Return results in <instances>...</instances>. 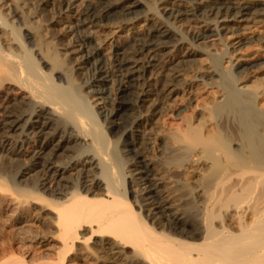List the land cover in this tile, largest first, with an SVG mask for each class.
<instances>
[{
    "label": "bare ground",
    "instance_id": "obj_1",
    "mask_svg": "<svg viewBox=\"0 0 264 264\" xmlns=\"http://www.w3.org/2000/svg\"><path fill=\"white\" fill-rule=\"evenodd\" d=\"M18 2L15 8H28L22 21L26 35L32 31L29 16L37 17L45 21L46 39L37 38L34 49L27 45L20 27L7 18L11 8L3 12L7 3L0 0V188L6 192L7 187L11 200L14 192L16 202L38 201L53 214L61 249L56 261L41 264H76L64 260L75 243L82 245L79 238L85 242L83 252L98 251L97 264H264V76L254 96L263 108L249 101L254 108L245 107L233 92L248 89V77L241 76L246 68L229 62L237 87L222 107L237 118L238 136L232 132L229 137L232 129L226 124L208 130L203 117L196 118L197 125L187 118L186 127L171 135L173 143L191 150L201 146L210 154L218 177L208 183L204 197L201 189L185 192L168 174L172 153L168 158L147 154L154 138L146 128L156 117L161 94L171 98L197 90L190 84L157 88L182 52L183 33L194 44L222 32L264 28V0H159V8L142 0L86 1L72 22L64 14L71 0ZM197 45L190 47L201 52ZM189 50L186 56L194 54ZM65 61L67 80L57 82L52 70ZM42 62L51 69L44 70ZM258 64L264 71V61ZM215 70L209 72L216 75ZM114 76L115 87L104 90L101 86ZM157 90L160 96L151 99ZM94 95L111 108L96 109L90 100ZM114 141L120 143L117 157ZM233 165L240 171L225 187V172H232ZM190 199L198 202L195 215ZM83 226L89 235H79ZM93 236L97 247L86 245ZM19 260L13 258V264H23Z\"/></svg>",
    "mask_w": 264,
    "mask_h": 264
},
{
    "label": "rangeland",
    "instance_id": "obj_2",
    "mask_svg": "<svg viewBox=\"0 0 264 264\" xmlns=\"http://www.w3.org/2000/svg\"><path fill=\"white\" fill-rule=\"evenodd\" d=\"M5 1L7 3L6 5L7 9L4 8L3 12L6 13L8 9L10 8L13 11H17L15 16H13V12L11 16L10 14L11 9H10V11L8 12L7 18L9 19V21L13 23L14 26L18 25L20 27L21 35L23 34L22 39L26 41L27 45H29L30 47L34 49L35 43H39L37 38L40 37L39 41L41 40V42H43V40L46 39V36L43 33L44 30H42L44 29L43 26H44L45 21L41 20L45 18H41V19L39 18L41 20L40 22L39 20L37 21V17L34 18V17L29 16V19H30L29 23L32 24L30 25L31 28L29 29L30 31L31 30L32 31L30 35L28 33L29 36H27L26 35L27 31L25 30V27H24L25 25L23 26L22 21H23V16H24L23 13L28 14L27 13L28 8H26L25 6L22 9L15 8V5L17 4L18 0H15V1L5 0ZM86 1H90L94 5H96V0H71V3H72L71 8H69L68 10L64 12V14H66L65 19L70 22L74 21L75 19L74 11L79 9L82 6V4H84ZM142 1L144 2L146 6L151 7V8L161 7L160 6L161 3L158 2L159 0H142ZM8 5L10 7H8ZM56 10L58 13L59 11L58 9H55L54 12ZM34 24L35 25L38 24V26L35 27V29H32L33 26H35ZM59 28L60 27L58 26L57 29ZM248 29L245 30V32L242 31V33L241 32L238 33L237 35L222 32L221 33L222 35H215L204 41L198 40L194 42V44H198L197 48L199 46V48L202 49L201 52H199L196 49V46H194L191 49V47L194 44H192L189 41L188 39L189 34L184 32L183 36L185 37V42L182 43V47H184V50H182L183 49L182 47L179 48L180 49L179 51H182V52H179L174 57L173 62L170 66L171 68L169 70H166L165 72L166 74H164V76L160 77L161 85L159 84L160 86H158L157 88H160L162 85H166V84L167 85L172 84V85H178V86L190 84L193 87L197 88V90H194L195 91L194 94L180 92L177 94L176 97L173 96L171 98L169 95H165L163 98V95L161 94V99L155 101L156 109L159 108L156 112L157 114L154 115L156 117H153V120L154 119L155 120L154 121L152 120L151 123L148 124L146 127L147 130L150 129L149 133H147V136L150 135V136H153L152 138H154L153 140L151 139L152 141L151 144L153 147L148 149L149 151L147 152V154L150 157H154L155 155H158L159 157L162 158L165 155L168 158L170 157L172 153V156L168 158V160L172 164V168L168 172V174L174 175L173 177L176 179L177 185L179 184L178 186L180 188L182 186V189L184 191L186 190L185 192L191 193L192 191V193H194L195 191L199 192V190L201 189L200 191H201L202 196L203 195L206 196V193L209 189L210 184L215 182L218 177V174L215 170L216 169L215 164H213L210 154L206 150L202 149L201 146H195L191 150V147L186 148V147H183V145L180 146L181 145L180 143L179 144L173 143L172 141L173 134H175L177 130L184 129L186 127L187 122H188L187 118L188 120H191V123H193V125L195 124L197 125L198 122L196 118L201 117L202 119L203 117L204 119L203 123H206L205 126L207 127L208 130L212 129L211 126H213V128L214 127L216 128L218 126L216 129L219 131L220 130L219 126L221 128L222 125L224 127V125L226 124L225 127L227 129L228 128L229 130L232 129L231 131H229V137L231 136L233 137L234 134L238 136V133H239L237 130L238 128L235 126L238 124L236 121L237 118L234 117L235 116L234 114L233 116H231L232 113H230L229 111L227 112L230 115L227 114L228 116H226L225 114L226 111L224 112L225 109H223L224 107H222L225 104L224 99L228 98V96H230V92L232 90L234 91V89H236L237 87L235 82H233V78H234L233 69H235V66L230 68L229 62L232 61L233 64L237 65L238 69L240 68L239 70L245 67L246 69L243 73H241V76L248 77L246 80L248 89L246 87L241 90H236V92H233V93H235L236 95L240 94L238 97L242 99L241 100L242 102H243V99L245 100L244 101L245 103L243 102L245 107L248 106L249 108H252L253 107L252 105H254V106H260L259 108H263V105L260 103V101H257L258 97L256 99L254 98V96L256 95V91L259 89L257 87L259 85V80L261 81V78L264 76V71H262L259 68V64H258L261 61H264V44L261 46V36H264V28H258L256 26H252ZM41 30H42V33H41ZM35 32H37V34L40 33L38 37ZM32 33H34L33 36H32ZM34 37L36 38L34 39ZM173 37L178 38V35L174 33ZM33 40H35V42ZM66 40L67 38L65 39L64 42H66ZM189 42L192 45L191 44L189 45ZM185 50L192 51L194 52V54L192 56L190 55L186 56L187 54L186 53L184 54ZM62 55L63 54L61 53L59 57H63ZM91 62L92 60L89 62V64L85 65L87 70H89L91 66ZM41 66L46 71H49L51 69L50 67L51 65L49 66V64H46L45 62L44 63L42 62ZM214 66L216 68L215 70L216 75L212 74V72H209L215 69L213 68ZM56 68H54L55 70L54 69L52 70L53 77L55 78L57 82L65 83L67 80V74L70 70L69 64L65 61L63 62L62 65L59 66V68L58 67ZM113 79H115V76L110 77L109 81L101 87L104 90L111 91V89L115 87V82H113ZM76 81H78V83L82 85L81 83L83 80H76ZM228 81H229V84H228ZM231 81H232V84L230 83ZM79 91L82 92L81 88L79 89ZM159 92L160 91H158L155 96H152L151 99L160 96ZM207 92L208 93L210 92V93L207 95ZM100 96L101 95H94L93 97L90 98L93 104L96 105L95 106L96 109H98L99 107H103L106 110L110 109L111 105L105 102L103 103V100L99 98ZM203 101L206 105L205 108L204 106L201 107V104L203 103ZM246 101H249L252 105H250V103ZM149 104H151L150 100L146 102L145 106H148ZM219 108H221V111L219 110ZM228 117H230L231 119L230 123H229L230 119ZM226 118H228L227 121H226ZM234 118L236 121L235 123H234ZM205 126H203L202 128L203 130ZM232 132H233V135H231ZM236 135L234 136L236 137ZM144 137H146V134L144 135ZM57 139L58 138H56V140ZM236 142H237V145L239 146L242 145V143H240L239 141H236ZM229 145H230V149H233V147H235L234 144L232 145L231 141L229 142ZM145 146H149L148 143H145ZM112 147H113L112 152L114 153V155L115 154L118 155V149L120 148V143L117 141H114V143L112 142ZM189 152H192V154H196L197 156L195 157L196 160L194 159V156L191 158L192 155L191 153L188 154ZM188 157H190L191 159ZM171 158L172 160H170ZM118 159H119L118 162L122 164L121 158H118ZM192 159L194 160L192 161ZM234 171L236 173L238 171L239 173L240 170L238 169L237 166L233 165L232 172H229V171L225 172V177H224L225 187H228L231 183V179L235 177ZM125 184H124L125 187L128 186L130 190L131 189L135 190V186L133 185V183H129L127 185L125 181ZM2 189H4V191H2ZM8 189L11 190L10 188ZM205 189H207L206 192L204 191ZM8 192L10 191H7V187H6V192H5V188H0V264H13V258L20 259L19 261L23 264H39V263L41 264L42 262H48L52 259L56 261L57 255H58L59 250L61 249V246L59 242L60 240L57 238L58 237L56 233L57 227H55L54 225L55 223L52 217L53 214L49 213L47 210H45V208H42L43 203L40 202L39 203L40 205H39L38 201H36L35 203L31 201L32 203L30 204V199H29V205H27V201L22 202L23 204L19 202L20 200L19 201L17 200L16 202L14 200V197L16 196L14 192H12L14 197L11 200L12 196L8 197L9 196ZM10 195H11V192H10ZM129 197H131L130 199L133 200L131 195H129ZM17 198H20V197H17ZM189 203H190L189 209L191 210V212H193L191 214L195 215L197 212L198 202H194L192 201V199H190ZM16 204L18 206H16ZM80 228H81L79 229L80 236L89 235V232L87 233V228L89 227L86 226L85 228V226H83ZM97 239H98L97 236H93L86 243V245L97 247L96 245H94V242L95 240L97 241ZM77 241L79 243H82V245L79 244L78 246V243H75L72 248L74 250H70V252H68V254L65 255L66 257H65L64 262L68 263L67 261L70 260L71 262L72 261L74 263L76 262V264L77 263L86 264V262L87 264H90L88 263V261L90 262L92 261L91 264H97L96 258L98 255V251L95 253L91 252V254H89L88 253L89 251H86V250H85L86 252H83L84 250L82 249V247L85 246L83 245V243L85 242H83L82 238H79ZM92 253L94 254L97 253V254L96 256H94ZM84 254H86V256ZM88 255L91 258L92 257L94 258L91 259L90 257H88ZM48 256L50 259L48 258ZM69 256L70 258L73 257L72 258L73 260H71ZM84 257L85 259L86 258L87 259L85 260ZM93 259H95V263H93L94 261Z\"/></svg>",
    "mask_w": 264,
    "mask_h": 264
}]
</instances>
